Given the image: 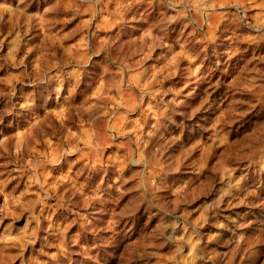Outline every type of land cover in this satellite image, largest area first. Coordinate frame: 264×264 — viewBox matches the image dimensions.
Segmentation results:
<instances>
[{"label":"rangeland","instance_id":"374dc122","mask_svg":"<svg viewBox=\"0 0 264 264\" xmlns=\"http://www.w3.org/2000/svg\"><path fill=\"white\" fill-rule=\"evenodd\" d=\"M0 264H264V0H0Z\"/></svg>","mask_w":264,"mask_h":264}]
</instances>
